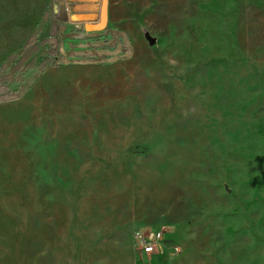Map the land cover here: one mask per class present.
<instances>
[{"label":"rangeland","instance_id":"rangeland-1","mask_svg":"<svg viewBox=\"0 0 264 264\" xmlns=\"http://www.w3.org/2000/svg\"><path fill=\"white\" fill-rule=\"evenodd\" d=\"M110 8L0 0V264H264V0Z\"/></svg>","mask_w":264,"mask_h":264},{"label":"crops","instance_id":"crops-1","mask_svg":"<svg viewBox=\"0 0 264 264\" xmlns=\"http://www.w3.org/2000/svg\"><path fill=\"white\" fill-rule=\"evenodd\" d=\"M97 1L98 0H67V2L72 4V12L66 17L67 22L63 29V35H65L68 40L77 42L91 40L95 35H99L105 30L112 31L111 29L115 28V18H113V12L110 8V0H107L108 8L106 21L103 23L100 18L103 4L99 13L100 21H96ZM90 26H97L98 28L93 29ZM165 247L166 245H164L160 253L154 257V260L163 255ZM4 261L6 260L4 259Z\"/></svg>","mask_w":264,"mask_h":264},{"label":"built area","instance_id":"built-area-1","mask_svg":"<svg viewBox=\"0 0 264 264\" xmlns=\"http://www.w3.org/2000/svg\"><path fill=\"white\" fill-rule=\"evenodd\" d=\"M61 3L62 0H59ZM65 6H69L65 3ZM170 234L166 228H140L134 233V247L139 261L148 260L149 262L157 256L164 245H166V237ZM174 251H178L177 245L173 247Z\"/></svg>","mask_w":264,"mask_h":264}]
</instances>
